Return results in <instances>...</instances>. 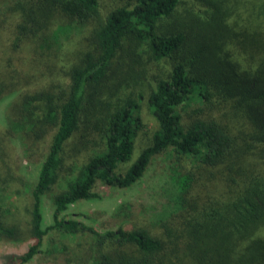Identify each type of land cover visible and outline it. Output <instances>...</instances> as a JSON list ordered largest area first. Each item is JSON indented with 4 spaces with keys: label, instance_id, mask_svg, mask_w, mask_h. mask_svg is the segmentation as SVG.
<instances>
[{
    "label": "trees",
    "instance_id": "obj_1",
    "mask_svg": "<svg viewBox=\"0 0 264 264\" xmlns=\"http://www.w3.org/2000/svg\"><path fill=\"white\" fill-rule=\"evenodd\" d=\"M5 95L27 150L49 136L27 218L0 203V238L31 241L5 264L56 251L41 248L52 234L85 236L74 256L91 264H264V0H0ZM2 142L0 191L16 181ZM167 152L190 166L169 167L170 209L153 225L98 231L65 216Z\"/></svg>",
    "mask_w": 264,
    "mask_h": 264
},
{
    "label": "rangeland",
    "instance_id": "obj_2",
    "mask_svg": "<svg viewBox=\"0 0 264 264\" xmlns=\"http://www.w3.org/2000/svg\"><path fill=\"white\" fill-rule=\"evenodd\" d=\"M248 1L258 3V0ZM101 5L104 7L105 3ZM77 36L78 34L72 33L68 38L63 37L61 39L62 46L65 41L70 38L74 41ZM13 99L14 97L11 95L0 98V136L3 138L1 150L4 163L7 164L10 171H13L16 181L12 182L6 190L0 191V203L5 212H8L7 214L13 215L12 220L19 223L27 218L25 208L27 206L29 208L31 202L28 193L29 188L36 180L39 165L47 150L49 136L38 142L31 150H27L24 136L21 137L20 133L10 131L7 125V121L10 119L9 106ZM142 115L146 123L145 127L149 126L148 129L153 127L154 120L145 108ZM141 145L142 139L137 138L133 157H136L137 150ZM173 165L178 166L183 171L190 166L189 161L185 158L177 160L174 154L169 152L158 154L152 158L143 176L133 186L115 188L98 182L95 184L94 191L100 195V198L80 200L69 205L65 216L82 221L98 231L118 227L131 228L153 225L157 218L163 216V213H168L170 209L166 199L169 193L168 171L169 167ZM195 168L198 169L197 166ZM42 208L44 223L47 225L52 221L53 210L48 194L43 197ZM261 233L264 235V229ZM52 235H54V241H50ZM52 235L46 236L41 248L43 250L56 249L57 251L62 246L61 244L67 245L68 253L65 255L72 258L69 263H65V260L60 258L59 253L54 251L49 255L45 253L36 254L25 264H91L90 261H78L74 256L75 254L79 255L81 251L86 252L89 242L85 236H82L77 242H71L59 237L58 234ZM30 242L28 239L20 241L0 238V264H5L9 254L23 253Z\"/></svg>",
    "mask_w": 264,
    "mask_h": 264
}]
</instances>
